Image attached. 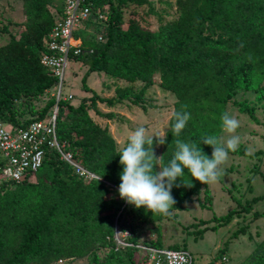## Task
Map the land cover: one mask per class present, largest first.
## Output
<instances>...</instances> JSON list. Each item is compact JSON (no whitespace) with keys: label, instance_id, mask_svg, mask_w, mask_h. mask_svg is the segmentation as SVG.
Masks as SVG:
<instances>
[{"label":"trees","instance_id":"1","mask_svg":"<svg viewBox=\"0 0 264 264\" xmlns=\"http://www.w3.org/2000/svg\"><path fill=\"white\" fill-rule=\"evenodd\" d=\"M6 1L0 0V4ZM18 1L23 3L25 15L22 28L0 45V121L26 126L45 119L57 106L59 143L75 163L98 180L79 179L58 153L48 149L36 174L19 183H1L0 264H60L65 260L63 264H70L71 259H87L89 264H145L146 252L136 245L166 247L159 241L160 235L156 242H139V229L146 226L149 230L151 223L167 214L136 209L119 197L123 171L119 155L126 144L118 149L108 129L95 123L89 111L111 119L113 113H102L98 103L112 106L127 101L144 105L143 97L151 85L172 94L173 113L187 105L191 119L175 137L172 114L163 136H167L166 143L158 144L153 138L154 152L157 157L164 156V164L176 151L175 139L199 143L203 136H219L220 116L230 103L243 106L242 111L257 122L253 108L233 98L257 91L264 80V0H175L177 18L161 25L158 31L142 28L135 19L127 20L123 27L124 13L133 17L142 6L153 12L149 0H84L89 16L81 32L73 35L79 53L74 55L71 50L68 58L78 70L86 69L81 77L82 90L92 97L73 106L67 100L57 102L52 96L41 108L34 101L56 88L58 79L41 65L40 57L47 51L45 42L50 32L65 18V2ZM99 15L106 20H99ZM7 32L8 25L0 26V34ZM98 34L102 42L96 41ZM92 73H102L112 80L115 97L101 98L87 87L86 79ZM119 81L125 86H119ZM138 82L142 86L136 92L133 85ZM200 147L211 158L212 148L204 144ZM229 154L243 152L233 150ZM34 176L36 181H30ZM177 184L181 186L172 189L176 203L169 212L182 210V205L192 202V196L198 195L201 188L205 202L199 205L211 209L207 185L192 180L187 169ZM261 200L264 195L212 220L226 225L235 215L250 212ZM209 223L200 220L198 226L205 227L195 234L201 236ZM127 231L129 238L124 242L129 245L117 249L115 233ZM96 248L107 250L103 259L96 258ZM167 249L185 250L176 245ZM256 261L264 264V256Z\"/></svg>","mask_w":264,"mask_h":264},{"label":"rangeland","instance_id":"2","mask_svg":"<svg viewBox=\"0 0 264 264\" xmlns=\"http://www.w3.org/2000/svg\"><path fill=\"white\" fill-rule=\"evenodd\" d=\"M149 1L153 12H147L148 8L142 6L136 9V14L133 17L124 13V28L127 26V20L135 19L142 28L158 31L161 25L177 18L175 0ZM24 19L21 1L8 0L0 4V26L8 25V32L0 34V45L9 40L10 34H17L20 31L22 28L20 24ZM79 32L81 30L75 34ZM79 35L82 36L83 33ZM77 68V64L69 59L62 89L63 96H73L70 101L73 106L78 105L83 98L92 97L91 93L82 90L81 77L86 69L78 70ZM76 69L77 74L74 73ZM96 75H98L96 79H94L95 76L91 75L88 82L93 88L98 86L96 89H98L99 95H97L101 98L115 97L112 80L102 76L103 74L96 73ZM91 79L93 80L91 81ZM105 84L109 85L110 88ZM118 85L125 86L121 81L118 82ZM141 86L142 84L139 82L135 83L133 89L137 92ZM55 91L54 88L44 97L36 99L34 101L35 106L41 108L49 97L56 94ZM143 98L145 100L144 105H132L127 101L117 104L113 109L116 116L112 119L102 118L89 111L95 123L109 129L118 143V149L127 144L131 132L138 127H144L147 136L153 138L163 137L168 129L169 119L174 111V96L163 91L157 85H151ZM233 100L252 107L257 122H254L247 113L242 111L243 106L236 107L231 103L227 105L226 111L234 115L240 122V127L236 132V135L240 137V142L235 150L243 152V155L229 154L227 162L222 166L223 175L217 182L207 185L212 196L211 209L201 208L199 205V202H205L204 188H201L198 195L192 196V202L182 205V210L169 212L160 221L151 223L149 230L146 226L141 227L139 229L142 231L139 242H156L158 235H160L159 241L164 247L169 248L176 245L185 248L192 255L195 264L216 262L221 255L227 257L226 264H256L257 257L264 256V200L254 203L250 212L235 215L226 225L220 226L218 222L212 220L225 216L231 210H239L252 198L264 195V80L261 88L257 91L239 93ZM101 106V103H98L102 112ZM225 135L221 130L219 136ZM29 180L35 182L36 178L34 176ZM255 213L259 216L255 217ZM200 220L210 221L206 225L207 230L201 236L195 234L205 227L198 226ZM157 227L158 232L155 233L154 230ZM126 233L127 235L125 233L116 235L115 233L114 242H116V246L117 240L124 242L129 238V232ZM106 251L96 248V258L103 259ZM65 261L60 262V264L66 263ZM68 261L70 264H89L87 259Z\"/></svg>","mask_w":264,"mask_h":264},{"label":"clouds","instance_id":"3","mask_svg":"<svg viewBox=\"0 0 264 264\" xmlns=\"http://www.w3.org/2000/svg\"><path fill=\"white\" fill-rule=\"evenodd\" d=\"M186 109L187 105H182L180 110L173 113L172 132L175 137L180 136L191 119V114ZM220 121L225 136L206 135L201 137L199 143L175 139L173 142L176 151L167 164L163 162L164 156H156L152 147L153 137L147 136L146 129L138 127L133 130L119 155L123 168L118 188L119 197L136 209L143 208L151 213L166 215L176 203L172 189L174 186H181L177 184V180L181 181L185 169L191 174L192 180L205 185L217 182L223 175L222 166L227 162L229 152L235 150L240 142V137L236 135L240 127L239 120L224 111ZM166 138L167 136L156 137L157 143L165 144ZM201 144L212 148L211 158L203 152Z\"/></svg>","mask_w":264,"mask_h":264},{"label":"built area","instance_id":"4","mask_svg":"<svg viewBox=\"0 0 264 264\" xmlns=\"http://www.w3.org/2000/svg\"><path fill=\"white\" fill-rule=\"evenodd\" d=\"M64 2L65 18L50 32L45 42L47 51L40 57L41 65L58 79L54 95L57 102L73 99L72 95H62L64 75L68 68V54L71 50L74 55L79 53L78 41L73 35L82 29V23L89 16V8L83 5L84 0H64ZM97 18L102 22L106 20V17L101 15ZM95 20L94 18L93 21ZM96 41L102 42L103 37L98 34ZM57 108V106L53 107L45 119L34 120L26 126L16 127L0 121V184L19 183L36 174L44 162L45 151L48 149L58 153L60 158L74 169L79 179L83 181L97 179L93 173L75 163L71 154L65 152L63 144L59 143L56 132ZM128 245L117 240V249H124ZM135 247L146 252L145 264H195L192 255L186 250L139 245ZM227 261V257L223 255L213 264H226Z\"/></svg>","mask_w":264,"mask_h":264},{"label":"crops","instance_id":"5","mask_svg":"<svg viewBox=\"0 0 264 264\" xmlns=\"http://www.w3.org/2000/svg\"><path fill=\"white\" fill-rule=\"evenodd\" d=\"M102 74V73H101ZM91 75H93V76H95V78L94 79H96L97 77H98V75H96V73H92V74H90L89 76H88V78L86 79V85H87V87L88 88H90L91 90H93L96 94H98L99 95V92H98V89H96V88H98V86H95L94 88L92 87V85H89V82H88V80H89V78H90V76ZM102 76H104V75H102ZM93 79H91V81H92ZM105 80V79H104ZM102 86H104L103 84H102ZM105 86H107L108 88H110V86L109 85H107V84H105ZM112 97V96H111ZM81 102V101H80ZM79 102V103H80ZM102 106H101V108H102V113H113L114 112V107L117 105H112V106H107L106 104H101ZM106 105V106H105ZM75 106H77V105H75ZM100 108V107H99ZM100 110V109H99ZM106 110V111H105ZM116 115H115V113H113V117H115ZM113 117H111V119L113 118ZM103 128H107V127H103ZM108 129V128H107ZM108 131H109V129H108ZM110 133V132H109ZM111 134V133H110ZM113 137V136H112ZM114 138V137H113ZM115 139V138H114ZM116 141V140H115ZM116 144H118L117 143V141H116ZM225 256V255H224Z\"/></svg>","mask_w":264,"mask_h":264}]
</instances>
